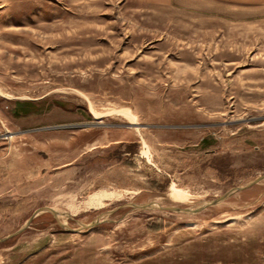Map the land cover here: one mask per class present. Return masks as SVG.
Instances as JSON below:
<instances>
[{"label":"rangeland","instance_id":"obj_1","mask_svg":"<svg viewBox=\"0 0 264 264\" xmlns=\"http://www.w3.org/2000/svg\"><path fill=\"white\" fill-rule=\"evenodd\" d=\"M263 176L264 0H0V264H264Z\"/></svg>","mask_w":264,"mask_h":264},{"label":"water","instance_id":"obj_2","mask_svg":"<svg viewBox=\"0 0 264 264\" xmlns=\"http://www.w3.org/2000/svg\"><path fill=\"white\" fill-rule=\"evenodd\" d=\"M264 177V176H263ZM263 177H259L257 179H255L252 183L258 181L259 179L263 178ZM244 187L246 186H240V187H234L232 188L231 190L227 191L224 195H222L221 197H218V198H215V199H211V200H208V201H203L201 204H199L198 206H196L195 208H191V207H179V206H168V207H161L159 205H157L156 203H151V202H145V203H139V204H134V203H130V204H127V205H130L132 207H135V208H144V207H149L151 205L155 206V207H158V208H164V209H168V210H173V211H178V212H186V213H196L208 206H211V205H215L217 203H219L220 201H222L223 199H225L226 197H228L229 195H231L232 193H234L235 191H238V190H241L243 189ZM43 211H50L52 212L55 216H57V212L52 209V208H49V207H44V208H40L38 209L37 211L34 212V214L30 217V219L28 220V222L25 224V226L20 229L19 231H17L16 233H19L21 232L25 227H27L31 220L40 212H43ZM99 222V218L97 217L96 219H94L93 221L89 222V223H86V224H81L80 228L79 229H85V228H90V227H93L94 225H96L97 223ZM65 226H67L66 224H63ZM14 233V234H16ZM9 237V236H8ZM8 237H3V238H0V242L1 241H4L6 240Z\"/></svg>","mask_w":264,"mask_h":264}]
</instances>
